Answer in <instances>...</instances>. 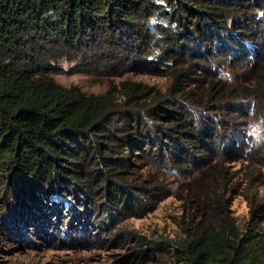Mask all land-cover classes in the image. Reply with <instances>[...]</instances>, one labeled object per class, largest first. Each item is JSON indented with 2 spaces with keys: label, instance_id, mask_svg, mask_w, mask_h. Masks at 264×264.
I'll use <instances>...</instances> for the list:
<instances>
[{
  "label": "trees",
  "instance_id": "trees-1",
  "mask_svg": "<svg viewBox=\"0 0 264 264\" xmlns=\"http://www.w3.org/2000/svg\"><path fill=\"white\" fill-rule=\"evenodd\" d=\"M253 13L249 0H0V210L11 198L25 218V206L62 200L82 226L88 203L99 213L116 198H148L159 187L135 170L137 151L147 146L162 155L165 147L174 155L179 148L200 158L196 152L208 145L197 144L204 135L194 108L215 110L226 125L222 134L232 128L226 136L242 135L241 116L253 113L264 125V45L251 53L243 43L258 29L257 20L243 21ZM224 38L232 42L220 44ZM236 42L245 47L241 59L230 52ZM193 44L200 49L192 52ZM222 54L230 65L240 61L241 76L228 80L219 63L207 68L205 61ZM64 61L78 63L72 71L102 76L148 66L171 82L163 91L126 78L87 92L50 75ZM203 66L206 78L199 76ZM124 232L141 258L168 253L180 264H264L262 231L250 223L240 228L228 214L218 225L184 220L172 237Z\"/></svg>",
  "mask_w": 264,
  "mask_h": 264
},
{
  "label": "rangeland",
  "instance_id": "rangeland-1",
  "mask_svg": "<svg viewBox=\"0 0 264 264\" xmlns=\"http://www.w3.org/2000/svg\"><path fill=\"white\" fill-rule=\"evenodd\" d=\"M249 2L255 6L258 15L251 14L250 21L246 20V15L243 21L248 26L257 20L258 29L255 33L250 30L251 37L245 36L243 43L247 49H255L258 53L259 47L264 45V0ZM222 41L219 43L224 45L231 43L232 39ZM244 46L238 44L235 45L236 50H229L240 58ZM190 47L192 52L200 49L198 44ZM215 57L216 61H205L208 62L207 68L219 63L218 70L222 69L228 80L235 79L234 73L243 74L244 67L239 65L238 59L231 66L224 60L223 54ZM69 62L64 61L63 70L50 75L64 85L76 84L87 92H104L112 83L126 78L142 81L163 91L171 82V75L159 73L148 66L139 69L129 67L121 73L102 76L101 73L93 75L79 69L72 71L68 67L72 65L76 68L78 63ZM204 66L202 75H199L201 78L207 75ZM242 109L245 110L244 107ZM214 111L194 108L193 114L201 125L198 131L202 128L201 134L204 135L197 144L208 145V149L196 152L200 158L191 152L182 153L179 148L173 155L164 147L162 155H158L147 146L133 156L137 160L135 170L143 177L155 178L158 182L159 187L152 189L148 198L138 196L128 201L125 197L116 198L99 213L94 204L88 203L91 216L82 226L80 223L83 221L78 218L79 214H74V207L67 206L62 200L53 204L52 200L45 199L44 206L39 209L28 210L23 205L26 214L22 218L23 214L19 213L21 205L13 203L15 200L10 198L8 206L5 205L4 212L0 214V264H180L168 253L137 257L133 253L136 242L124 230H137L146 238L162 234L172 237L179 234L184 220L218 225L227 214L240 228L250 223L257 225L264 234L263 119H257L253 113L241 116L238 121L246 119L237 126L242 128V135L226 136L231 134L232 128L224 132L226 135L222 134L221 130L226 125L219 122L220 115L214 118ZM204 113L213 116V130L208 131L207 125L203 126L205 120L212 118H204ZM72 202L79 206L75 199ZM257 206L260 208L255 212ZM12 213H16L13 217L18 219V223L11 218ZM43 213L45 217H42ZM31 216H38L41 220L35 224ZM65 230L66 234L63 233Z\"/></svg>",
  "mask_w": 264,
  "mask_h": 264
}]
</instances>
